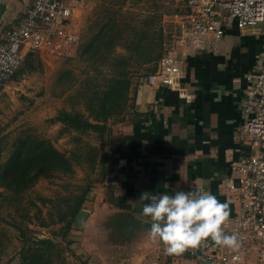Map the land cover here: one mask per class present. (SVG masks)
Segmentation results:
<instances>
[{"label":"rangeland","instance_id":"rangeland-1","mask_svg":"<svg viewBox=\"0 0 264 264\" xmlns=\"http://www.w3.org/2000/svg\"><path fill=\"white\" fill-rule=\"evenodd\" d=\"M30 1L0 0V6H5L1 16L0 37L25 12ZM182 6V0H81L75 14L74 29L82 44L99 26L110 19L116 20L122 32L110 52L112 55L128 54L129 42L137 41L141 30L147 33L141 44L147 49L149 62L145 65H133L131 68L132 86L128 94L130 101L137 86L145 84L146 76L158 60L157 56L163 54L169 45L174 16L181 12ZM231 29V34L236 36L237 30ZM233 35H229L231 41H234ZM223 39L226 37L219 42ZM219 42L214 44L211 51L217 48ZM183 51L185 48L177 46L175 55ZM87 59V55L79 54L65 61L57 60L46 53L33 56L11 78L8 88L0 93V139L6 142L1 162L14 150L16 139L30 136L49 141L72 164L71 173H54L40 178L33 187L20 194L11 195L0 188V193L4 194L0 197V264H17L30 248H36L34 241L42 239H49L53 243L49 252L51 264H130L127 262L132 256L142 252L141 248H135V228L129 234H120L115 222H121L122 217L113 213L106 202L100 204L105 206L96 211L97 213L89 203V209L85 211L87 219L74 220L65 238H62L64 227L58 223L51 224V220L57 219V213L64 210L68 202L71 204L74 201L81 188L90 183L92 189L106 180L108 175L103 176V173L110 165L111 158L107 144L114 133H119L118 123L128 109L126 107L120 116L109 119L102 134L88 129L65 127L56 121L62 111L81 114L90 121L87 98L91 97L95 87L89 89L85 79L93 74L96 65ZM101 60L97 64L98 70L106 73L107 66ZM260 67L261 64L258 63L251 71L256 72ZM98 80L96 84H101V78ZM246 86H249L248 82ZM85 90V96H82ZM241 137L245 145L249 138L243 134ZM92 155H95L93 163ZM189 188L196 189L198 186L190 183L183 191ZM90 198L88 194L82 210L86 209ZM225 198L232 207V215L237 210L235 196L226 193ZM93 214L101 216V227L98 222V231L94 236L90 230L96 224L92 222L87 225L91 220L89 216ZM89 240L95 248L92 247V250L99 253L92 260L85 259L82 253L85 244L82 242ZM186 260L192 261L189 258Z\"/></svg>","mask_w":264,"mask_h":264},{"label":"crops","instance_id":"crops-1","mask_svg":"<svg viewBox=\"0 0 264 264\" xmlns=\"http://www.w3.org/2000/svg\"><path fill=\"white\" fill-rule=\"evenodd\" d=\"M231 32L214 51L183 58L181 92L137 86L118 123L119 133L108 141L107 181L91 189L86 209L75 220L87 219L89 203L95 213L105 206L101 203L109 204L122 217L115 222L120 234H129L133 228L137 231L135 248L142 252L127 263L169 264L161 254L162 244L149 236L152 222L142 215L146 201L140 200L141 193L174 195L192 183L226 202L223 181L230 175V166L248 149L241 137L239 109L246 76L257 65L264 43ZM6 88L8 83L4 91ZM97 215L89 216L87 223L96 224L90 230L93 236L98 222L101 227ZM91 242H82L83 257L89 260L99 254L92 250Z\"/></svg>","mask_w":264,"mask_h":264},{"label":"built area","instance_id":"built-area-1","mask_svg":"<svg viewBox=\"0 0 264 264\" xmlns=\"http://www.w3.org/2000/svg\"><path fill=\"white\" fill-rule=\"evenodd\" d=\"M80 2L30 1L0 37V93L29 53H46L61 61L75 57L80 40L74 20ZM182 5L174 16L169 45L146 76L145 84L151 88L181 92L183 58L210 52L231 28L264 42V0H182ZM177 46L185 51L176 56ZM258 63L260 69L246 76L249 86L239 106L248 149L223 181L226 193L235 196L237 210L221 227L225 234L237 235L239 248L206 238L196 247L168 254L161 243L169 264H264V43ZM191 189L195 188L187 191Z\"/></svg>","mask_w":264,"mask_h":264},{"label":"trees","instance_id":"trees-1","mask_svg":"<svg viewBox=\"0 0 264 264\" xmlns=\"http://www.w3.org/2000/svg\"><path fill=\"white\" fill-rule=\"evenodd\" d=\"M121 32L116 20L110 19L99 26L87 41L80 44L77 55H87V61L96 65L93 68V74L85 79L89 89L95 87L91 97L87 98L86 106L90 121L81 114L62 111L56 119L57 122L62 123L65 127L77 130L88 129L102 134L106 130V122L124 112L132 86L131 68L133 65H145L149 59L146 54L147 49L141 44L143 38L147 36L144 30L138 32L140 37L137 41L129 42L127 45L128 54L112 55L110 52L116 41L120 39ZM162 55L160 53L157 58L159 59ZM33 56L35 55L27 54L23 64ZM100 59L107 66L106 73L98 70L97 64ZM153 71L154 67L150 73ZM100 78L101 84H96ZM87 90L82 96H85ZM5 147L6 142L0 139V188L7 190L11 195H17L30 189L40 178L48 177L54 173L69 174L72 171L71 160L57 151L47 140L30 136L18 138L14 141V150L10 152L4 162H1ZM94 159L95 155H92L91 163L95 161ZM108 173L109 165L104 169L103 176ZM90 189L91 184H86L76 195L74 201L71 204L68 202L65 209L57 213V219L51 220V224L58 223L64 227L65 232L62 238L66 237L70 226L81 211ZM2 196L4 194L0 193V197ZM34 246L36 248H30L25 255L21 256V260L17 264H51L49 252L53 248L52 241L49 239L35 240Z\"/></svg>","mask_w":264,"mask_h":264},{"label":"clouds","instance_id":"clouds-1","mask_svg":"<svg viewBox=\"0 0 264 264\" xmlns=\"http://www.w3.org/2000/svg\"><path fill=\"white\" fill-rule=\"evenodd\" d=\"M140 200L146 201L142 215L151 218L150 238L162 243L168 254L196 247L206 238L239 248L237 235L225 234L221 227L229 218V205L203 188L179 190L174 195L143 192Z\"/></svg>","mask_w":264,"mask_h":264},{"label":"water","instance_id":"water-1","mask_svg":"<svg viewBox=\"0 0 264 264\" xmlns=\"http://www.w3.org/2000/svg\"><path fill=\"white\" fill-rule=\"evenodd\" d=\"M4 8H5V6H4V4H2V5L0 6V23H1V20H2L1 16H2L4 10H5Z\"/></svg>","mask_w":264,"mask_h":264}]
</instances>
